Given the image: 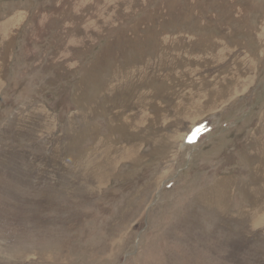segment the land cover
I'll list each match as a JSON object with an SVG mask.
<instances>
[{"label":"rangeland","instance_id":"rangeland-1","mask_svg":"<svg viewBox=\"0 0 264 264\" xmlns=\"http://www.w3.org/2000/svg\"><path fill=\"white\" fill-rule=\"evenodd\" d=\"M0 264H264V0H0Z\"/></svg>","mask_w":264,"mask_h":264},{"label":"bare ground","instance_id":"bare-ground-1","mask_svg":"<svg viewBox=\"0 0 264 264\" xmlns=\"http://www.w3.org/2000/svg\"><path fill=\"white\" fill-rule=\"evenodd\" d=\"M76 34V33H75ZM143 63V62H142ZM150 68V67H149ZM119 74V73H118ZM126 83V82H125ZM60 89V88H59ZM53 93V92H52ZM53 105V104H52ZM123 112V111H122ZM204 118V117H203ZM107 122V121H106ZM88 125V124H87ZM244 126V125H242ZM239 128V127H238ZM118 130V129H117ZM82 137V136H81ZM80 138V137H79ZM128 145V144H127ZM80 147V146H79ZM127 147V146H126ZM110 151V150H109ZM80 152V151H79ZM206 155V154H205ZM211 160V159H210ZM209 162V161H208ZM98 176V175H97ZM233 185V184H232ZM218 189V188H216ZM216 189H213L212 193H210V195H213V199L214 201L216 202H220L221 198L223 197V194L225 192V187L221 190L220 189V192H219V189L216 190ZM216 190V191H215ZM205 197V196H204ZM231 201V200H230Z\"/></svg>","mask_w":264,"mask_h":264}]
</instances>
